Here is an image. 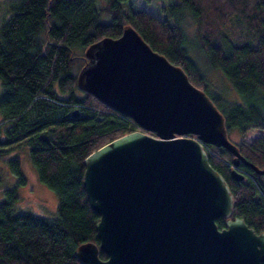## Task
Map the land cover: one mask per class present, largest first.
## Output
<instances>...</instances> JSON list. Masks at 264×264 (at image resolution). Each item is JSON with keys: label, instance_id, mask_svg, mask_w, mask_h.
Returning <instances> with one entry per match:
<instances>
[{"label": "trees", "instance_id": "16d2710c", "mask_svg": "<svg viewBox=\"0 0 264 264\" xmlns=\"http://www.w3.org/2000/svg\"><path fill=\"white\" fill-rule=\"evenodd\" d=\"M131 1L107 0L101 8L105 21L97 0L4 3L8 15L0 25V159L28 146L40 180L58 195L59 204L55 215L41 216L16 208L17 186L5 191L6 199L0 201V264H84L75 254L77 246L99 243L100 216L87 197L83 161L105 143L143 129L80 89L77 78L88 61L86 48L103 37H119L125 24L209 94L229 132L237 128L246 135L264 129V0H174L161 6L164 17ZM185 11L195 22V38L209 65L227 76L243 103L226 102L212 91L200 62L190 54L193 42L183 27ZM236 144L248 161L264 169V136ZM204 147L234 195L231 218L241 217L257 232L264 231V174L241 163L237 169L245 177L235 179L233 155L224 147ZM8 163L18 182L25 183L19 157ZM216 222L219 228L226 226L224 217ZM99 255L107 258L102 251Z\"/></svg>", "mask_w": 264, "mask_h": 264}, {"label": "water", "instance_id": "95a60500", "mask_svg": "<svg viewBox=\"0 0 264 264\" xmlns=\"http://www.w3.org/2000/svg\"><path fill=\"white\" fill-rule=\"evenodd\" d=\"M85 56L79 88L143 131L123 134L84 159L83 183L100 216L99 243L78 245L77 258L84 264H264V231L231 218L234 195L204 144L233 155L235 179L245 177L241 163L258 174L264 169L230 139L209 94L131 24L119 37L90 44Z\"/></svg>", "mask_w": 264, "mask_h": 264}, {"label": "rangeland", "instance_id": "374dc122", "mask_svg": "<svg viewBox=\"0 0 264 264\" xmlns=\"http://www.w3.org/2000/svg\"><path fill=\"white\" fill-rule=\"evenodd\" d=\"M8 0H0V25L7 17L4 3ZM174 0H153L144 2V0H132V5H143V7L160 17H164L167 13L161 6L167 5ZM107 3V0H97V6L100 8L103 20H108L104 12L101 10ZM189 11H185L183 15V27L188 35L189 40L193 42V46L190 49V54L194 56L201 65V69L205 73L206 79L210 84L213 92L219 94L224 98L226 102H238L243 103L241 94L236 90L232 82L227 76L218 68H212L207 61L206 54L200 49L195 38V22L192 19ZM76 51L83 52L80 47L76 48ZM2 86L0 81V92ZM1 120V113H0ZM259 136H264V129H253L244 135L239 129L232 128L229 132L230 139L239 143L242 140L252 141ZM13 157H19L21 171L26 178L25 183H20L19 177L12 171L8 160ZM17 186V192L19 193V199L16 208L21 211H29L41 216H53L57 212L59 197L50 189L45 183H43L38 175V171L34 166L31 157L30 149L28 146L21 147L11 152L4 159H0V201L6 199L5 191L8 188Z\"/></svg>", "mask_w": 264, "mask_h": 264}, {"label": "built area", "instance_id": "2783aa9c", "mask_svg": "<svg viewBox=\"0 0 264 264\" xmlns=\"http://www.w3.org/2000/svg\"><path fill=\"white\" fill-rule=\"evenodd\" d=\"M205 144H207V143H205Z\"/></svg>", "mask_w": 264, "mask_h": 264}]
</instances>
